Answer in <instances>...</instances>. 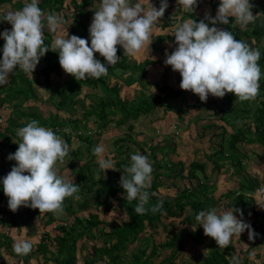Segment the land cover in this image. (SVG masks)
Segmentation results:
<instances>
[{
	"label": "trees",
	"instance_id": "obj_1",
	"mask_svg": "<svg viewBox=\"0 0 264 264\" xmlns=\"http://www.w3.org/2000/svg\"><path fill=\"white\" fill-rule=\"evenodd\" d=\"M64 1L39 0V7L45 13H57L64 18L65 37L76 35L86 39L90 36L88 30L91 11L88 6L100 0H68L67 3ZM28 2L30 0H0V5L8 4L11 10L16 11ZM66 9L69 12L64 11ZM7 25V22L0 21V32L5 29L11 30ZM155 25L163 28L166 24L159 21ZM225 30H228V27ZM51 34L45 27V45L52 43ZM4 43L5 41L0 39V57ZM94 55L101 63H106L99 54ZM117 55L120 57L118 62L109 66L106 76L81 81H77L72 76L67 84L62 85L57 79L62 70L58 53L49 50L40 59L32 75L17 69L9 75L8 83L0 86L2 112L0 118L2 117L4 121L0 130V151L5 152L7 157L10 153H14L18 146L10 136L19 138L16 135L17 130L35 119L39 122V126L52 129L69 145V153L66 156L68 160L65 165L69 169V174L74 176V181L71 183L79 184V188L85 192L98 185L96 195L93 197L94 212L87 211L84 216L77 214L81 210H88L89 207L86 202L77 199L73 200L74 210L70 209L71 205L64 200V217L60 220L51 212L40 213L39 209L21 206V211L19 210L22 213L21 219L32 221L34 217L40 215L42 227L54 223L52 229L56 233L51 236L49 231L42 229L43 232L39 235L32 251L28 255L20 256L13 251L11 238L6 233L0 232V257L3 250L10 259L23 262L29 259V255L36 254L37 264H76L78 260L80 264H99L98 262L100 264H176L186 244L205 243L203 228L195 221V216L200 211L211 208H222L224 211L239 208L243 211V219L248 220L256 235L252 240H249L248 235L244 236L246 245L244 249L238 247V252L246 256H242L238 264H255L247 263V255L253 250H260L254 253L257 258L260 253L264 254V208L258 210V204L254 201L253 192L258 188L259 181L250 174L248 164L255 159H259L264 164V73H261L259 92L255 100L241 102L234 94L227 93L221 103L209 104L210 107L211 104H216L213 107L215 116L223 121L224 125L216 126L208 120L201 124L202 131H198V136L202 137L207 131L215 129V133L209 137L218 136L219 141L214 142L208 137L213 149L208 153L206 161H190L185 168L181 161L173 163L169 158V154H175L173 143L165 139H162V143L152 140L146 150L142 149V142L134 139L131 134L134 121H143L153 116L156 108L161 107L163 111L176 110L169 106L167 99L177 97L179 91L170 87L165 79L156 82L146 78L147 67L153 66L154 60L149 58L140 61L131 60L129 56L123 54V49L119 45H117ZM110 78L114 80L111 81ZM132 84L136 87L133 88L131 97L120 95L124 85ZM36 86L45 89L47 96L37 103H29L31 97L34 100L37 98ZM84 89L89 91L83 92ZM79 95L89 99L80 110L77 109ZM45 103L50 107L43 111L39 105ZM204 103H208V100ZM59 110H67L72 116L62 117L56 113ZM77 111L79 113L74 117L73 113ZM96 125L105 132L109 128L115 129L126 125L123 135L111 142L114 151L111 157L114 160L115 170L106 171L105 177L101 176L99 167L93 163L95 157L93 149L97 146L99 134ZM225 126H229L230 131H227ZM71 136L78 141L74 147ZM2 147H6L7 150L4 151ZM129 148H131L130 152ZM136 152L147 156L153 168L151 186L147 189L150 199L145 207L151 209L162 202V209L155 214L149 210L144 215H137L134 208L138 201L128 202L122 198L124 189L119 185L122 169L129 165L130 155ZM159 152L161 158L157 159L156 155ZM15 163L10 161L8 165L12 168ZM207 163L211 165L209 172ZM93 165L98 167L95 177L90 175ZM10 171L5 169L1 174L2 179ZM5 173L6 175H3ZM211 173L215 176L223 174L222 179L227 185L226 189L216 196L212 195L216 181L211 179ZM85 177L89 183L87 190L84 188ZM176 178L186 181L175 188L172 196L162 197L158 188L167 186L165 183L167 179ZM2 179L0 226L10 228L13 226V217L17 211L12 212L8 207V197L4 194ZM262 181L264 182V179ZM259 204L263 206L262 203ZM99 206H103L104 210L114 209L121 212L125 220L105 224L96 214ZM234 215L240 218L239 213ZM192 226L196 227L195 231ZM81 239L88 241L89 250H85V245L80 243ZM134 242L140 243L141 246L137 251L131 252L129 259H124ZM231 242L225 249L218 248L215 242H209L205 253L198 257H180V262L181 264H230L232 256L228 254L234 253ZM166 249L168 252L160 256L161 250ZM75 252L81 257L78 258ZM155 255L160 256L158 261L154 260ZM0 262L10 264L2 258Z\"/></svg>",
	"mask_w": 264,
	"mask_h": 264
},
{
	"label": "clouds",
	"instance_id": "obj_2",
	"mask_svg": "<svg viewBox=\"0 0 264 264\" xmlns=\"http://www.w3.org/2000/svg\"><path fill=\"white\" fill-rule=\"evenodd\" d=\"M177 5L193 12L197 0H177ZM253 7L249 0H220L215 17L205 13L199 22L189 19L176 26L173 36L177 47L171 53L166 52L164 64L179 72L182 90L198 95L201 102H207L209 95L223 98L227 93L234 94L241 102L255 100L261 77L259 50L237 40L231 31L216 26L228 25L229 18L241 28L254 23L258 14L253 15ZM167 8V0H160L159 9L150 0L148 7L143 0L135 3L101 0L88 30L90 46L88 40L76 35L56 36L50 45H45L44 28L56 33L65 21L57 13H45L39 7V0H30L20 10L0 12V21L12 26L11 30L0 32V39L5 41L0 57V86L6 85L9 75L17 69L32 75L49 50L58 53L61 68L77 81L106 76L109 66L115 65L120 58L117 45L125 56L135 57L149 43L154 24L164 16ZM95 53L106 63H101ZM16 135L20 138L18 149L7 157L16 163L2 179L9 209L16 212L24 206L39 209L40 213L62 214L66 198L80 199L79 184L58 176L55 167L68 156L69 145L52 129L39 126L35 119L19 128ZM104 153L103 145L93 149L99 169L104 173L115 170L112 159H105ZM122 170L119 181L124 189L122 198L128 202L138 201L135 213L144 215L149 210L153 214L160 211L162 202L151 209L145 207L150 199L147 189L151 186L153 172L147 156L139 152L131 154L129 165ZM234 213H239L240 218ZM195 221L202 226L204 235L212 238L221 249L227 248L231 239L240 237L245 230L249 240L256 235L239 208L219 214L216 208L200 211ZM192 227L195 231L196 227ZM32 247L31 241L17 239L13 251L25 256ZM230 264H238V260L232 257Z\"/></svg>",
	"mask_w": 264,
	"mask_h": 264
},
{
	"label": "rangeland",
	"instance_id": "obj_3",
	"mask_svg": "<svg viewBox=\"0 0 264 264\" xmlns=\"http://www.w3.org/2000/svg\"><path fill=\"white\" fill-rule=\"evenodd\" d=\"M67 1L68 0H65L64 3H67ZM130 2L135 3L136 0H130ZM150 2L155 7H156V3H158L160 6V3L157 0H150ZM99 3L101 4V0ZM143 3L145 7L149 6V0H143ZM100 4H98L96 8L93 5L90 7L88 6L89 10L91 11L90 21H89L90 25L92 23V19L94 16L93 11H97L100 7ZM0 9L2 10V11L0 10L1 12L5 10L13 11L11 10L8 4H4L3 6H0ZM70 9H72L71 6H70ZM64 11L69 12L68 9ZM7 26L12 28L11 24L9 23ZM46 30L49 31L47 27H46ZM160 30L161 28L157 29L156 27H153L149 43H147L135 57L129 56V58L131 60L140 61L144 58L146 59V57H149L155 61L154 66L151 65L147 67L146 78L149 81H156V82H160V80L165 79L166 83L170 87L177 89L179 91L177 97L167 99L169 106L174 107V109L176 110L170 109V110L163 111L161 107L156 108V110L153 113V116L147 119L145 118L143 121H137V120L134 121L135 125L133 128V131H131V134L134 139L142 142L141 144L142 149H146V150H147V147L150 145V143L153 142L152 140L162 143V139H165L169 143H173L175 154H169L170 160L173 161V163H176L177 161H181L183 166L186 168L190 161H198V162L206 161L207 159L206 157L208 156V153H210V151H212L213 149V144L210 143L209 141L210 138L211 140L213 139L214 142L219 141L218 136L209 137V135L215 133L216 131L215 129L207 131L202 137L198 136L199 135L198 133L202 131V129L200 128L201 124L206 123L208 120L212 121L213 124L216 126L224 125L223 121H221L215 116L216 112L215 110H213V107L216 104H219L222 102L221 101L222 98H217V97H213L209 95L207 99L208 103H204V102H201L198 95L193 94L191 91L182 90L179 87L181 79H182L179 72L173 71L171 66H166L164 64V61L166 59V52H168L169 50H166L165 52L161 54L159 49H161V47L164 48L163 46L165 44L160 45L159 47L157 46L160 40L157 41L156 37L154 36H156V34H159L161 32ZM56 36L65 37L64 24L62 25V28L59 29L56 33L51 34L52 41L54 40ZM162 38L167 39L166 41L168 40L170 41L171 36L169 35L164 36V37H161L160 39ZM86 40H88V43L90 46V42H91L90 36H88ZM168 47L170 46L168 45ZM174 50H170L168 53H171ZM71 77L72 75L65 73L64 70L62 69L57 79L61 82L62 85H65L68 83ZM109 80L113 81L114 78H110ZM134 87H136L135 84H132L131 86L124 85L120 90V95L122 96L125 95L127 98L131 97ZM148 88L154 91V89L151 86H148ZM35 91L37 94V98L34 100L31 97V99L29 100V103H37L38 100L45 99V97L47 96V91L40 86H36ZM84 91H89V89H84L83 92ZM77 99H79L78 106H77L78 107L77 109L79 110L82 106H85L86 103L89 102V99L87 97L86 98L83 97L82 95H79ZM211 102L216 103V104H211L212 107H210L209 104ZM39 106L41 110L43 111L50 107L47 103L40 104ZM1 113L2 112L0 111V114ZM56 113L62 117L72 116L67 110H59V111H56ZM78 113H79L78 111L76 113H73V116L74 117L77 116ZM4 114L5 113H3L2 116H4ZM3 125H4V121H3V118L1 117L0 118V130L2 129ZM96 128L97 130H99L97 146L103 145L105 148L104 158L112 159L111 156H112V153L114 154V151L112 150L111 142L115 138L123 135V131L126 130V125L119 126L115 129L109 128V130H106V132L99 125H96ZM225 128L227 131H230L229 126H225ZM208 137H209V140H208ZM10 138L18 146L17 143L20 142V139L19 138L15 139L12 136H10ZM71 141H72V147H74L76 143L78 142L74 136H71ZM2 149L4 151L7 150L6 147H2ZM128 151L130 152L131 148H129ZM156 156H157L156 157L157 159H160L161 158L160 152ZM122 158H124L123 155H122ZM67 160H68V157H65L63 163L57 162L55 166L56 171H57L58 176L64 178L66 181L73 182L74 176H71L69 174V169L65 165ZM112 161H113V167H114L115 166L114 160L112 159ZM9 163L10 161L7 159L6 153L3 151H0V181L2 179L1 174L4 173L5 169L11 170L10 166L8 165ZM93 163H95L98 166L96 156L94 157ZM208 164L209 163H207V165ZM93 166L94 167H91L90 169L91 170L90 175L92 174V176L95 177L98 172V167L95 165ZM210 168H211V165H208L207 167L208 172L210 171ZM109 170L113 171L112 169H109ZM248 170L250 174L256 179H258L259 181L258 188H256L253 192L254 201L257 204L262 203L264 206V182L262 181L264 179V164L259 159L251 160L250 163L248 164ZM100 171H101V176L105 177V173L108 170H106L105 173L102 170ZM3 175H6V173ZM210 176H211V179H214L216 181V188L212 192V195L216 196L219 193H222L226 189L227 185L225 183V180L222 179L223 174H219L218 176H215L214 173H211ZM185 181H186L185 179H178V178L170 179V180L167 179V181H165L167 186L159 187L158 191L161 193L162 197L172 196L175 193V188H178V186H180L182 182L185 183ZM88 184L89 183L87 181V177H85L84 178L85 190H87ZM97 187L98 185L93 186V188H91L88 192L82 191L80 189L81 192L78 193V195L80 196V199L78 201L86 202L87 207L89 208L88 210H81L80 212H78L77 215L84 216L86 215L87 211L94 212L93 208L95 204L93 201V197L96 195ZM73 200H76V199H73V197H68L65 199L66 203L71 205L70 209L74 210L75 203ZM259 205L262 206L261 204ZM259 205H258V210L262 208ZM19 210L20 208L17 210V213L14 214L12 227L8 228L5 226H0V232L6 233L11 238L13 244L17 239H27L32 242V245H33L32 248H34L36 242L38 241L39 235L41 234V232H43V230L49 231L51 236L56 233L55 230L52 229L54 223H51L47 225L45 228H43L42 223L40 222V219H41L40 215L34 217L32 221H25L20 218L22 213H20ZM217 210H218V213L219 211L220 212L224 211L222 208H219ZM96 214L103 222H105V224L112 223L113 221L118 222L119 220H125V216L121 212L115 211L114 209L104 210L103 206H99L96 209ZM53 215L55 218L59 220L60 218L64 217L63 213L62 214L53 213ZM244 221L248 223L247 219H244ZM246 235H248L247 230H245L242 233V237L234 236L232 238L231 243L234 246V253L233 254L231 253L228 255L235 257L237 260H240L242 256H246V254L238 252V247H240L241 249H244L246 245V239L244 237ZM203 239L205 241L204 244H200V245H193L190 243L186 244V246L183 247V250L181 251L179 255V259L177 260L176 264H181L180 257H183V256L198 257L202 255L208 250V243L215 242L212 238L207 237V236L204 237ZM52 241L53 240H51V242ZM80 243L85 245V250H89V247H88L89 244L87 240L81 239ZM140 246H141L140 243L134 242L129 247V250L125 254L124 259H129L131 252L137 251ZM167 252H168L167 249L161 250L160 256H163ZM253 252L254 251H251L247 255V259H248L247 263L253 262L255 264H259L258 259L256 260V258L253 257L252 255ZM35 255L36 254L29 255V259H27L25 262L21 260L15 261V260L10 259L6 255V253L2 250V256L0 258L10 262V264L11 263L12 264H37L35 262ZM75 255L78 258L81 257L79 254H77V252H75ZM160 256L155 255L154 260L158 261L160 259ZM261 258L264 259V254H261ZM98 263L100 264V262ZM76 264H80L79 260L76 261Z\"/></svg>",
	"mask_w": 264,
	"mask_h": 264
},
{
	"label": "crops",
	"instance_id": "obj_4",
	"mask_svg": "<svg viewBox=\"0 0 264 264\" xmlns=\"http://www.w3.org/2000/svg\"><path fill=\"white\" fill-rule=\"evenodd\" d=\"M157 1L160 3V0ZM99 2L100 1H94L90 5L96 7V5L100 4ZM249 2L254 5L252 9L253 15L258 14L254 23H250L246 27L241 28L235 25L234 21H232V18H229L228 25L217 24L216 26L223 28L224 30L226 29V27H228V31H231L235 38L244 41L253 49L259 50L260 61L258 64L260 66L261 73H264V54H262L264 51V0H249ZM167 3L168 8L165 10L164 16L159 20L160 22H165L166 25L165 27L161 28V32L159 34H156V36H154L156 37L157 41L160 40V42L158 43L159 45L157 44L158 47L165 44L163 46L164 48L161 47V49H159L161 54L166 50L170 51L175 49L176 44L174 43L175 37L173 36V33L178 24L189 19L199 22L200 20L204 19L205 13H210L212 17H215L220 0H197V6L195 7L193 12L191 10H184L181 6L177 5V0H167ZM156 8L159 9L158 3H156ZM156 25L154 27L160 29ZM212 26L213 25L209 24V27ZM165 35L171 36V42L169 40L166 41L167 39L165 38L160 39ZM168 45L170 47H168ZM253 251L254 252L252 253V255L254 258H256V260L258 259V263H264V259L261 258L262 253L258 256V258L254 255L255 252H260V250Z\"/></svg>",
	"mask_w": 264,
	"mask_h": 264
}]
</instances>
